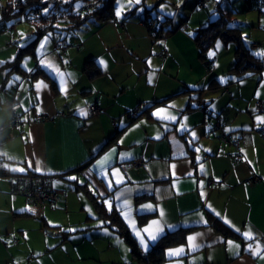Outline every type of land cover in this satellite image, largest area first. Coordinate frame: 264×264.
<instances>
[{"label": "crops", "instance_id": "obj_1", "mask_svg": "<svg viewBox=\"0 0 264 264\" xmlns=\"http://www.w3.org/2000/svg\"><path fill=\"white\" fill-rule=\"evenodd\" d=\"M143 16L125 12L46 33L25 49L18 68L15 58L35 27L29 22L19 29L23 18L0 31V166L6 171L0 174V264H141L122 234L106 223L109 218L100 217L95 200L108 211L116 209L139 243L137 231L163 227L155 241L148 240L147 250L165 233L181 231L184 240L165 247L161 264H264L247 247L264 256V122L258 119L264 110L257 107L264 101V67L240 76L232 74L237 71L232 64L228 74L203 76L198 60L189 62L191 78H181L179 87L171 74L162 81L156 41L163 34L152 35ZM58 38L68 40L65 53L55 46ZM48 62L64 74L66 93ZM176 65L171 62L173 69ZM98 67L91 76L90 69ZM182 92L187 102L172 98ZM15 93L21 122L12 126L5 101ZM92 104L99 113L92 112ZM135 108L141 112L132 117ZM158 109L166 111L157 116ZM40 114L49 119L36 118ZM223 133L233 140L220 138ZM106 156L101 168L98 161ZM113 169L121 176H113ZM27 173L52 175L60 199L40 205L13 193L11 176ZM254 175L262 178L248 183ZM106 200L112 201L111 210ZM218 218L231 232L215 222ZM248 230L254 240L242 236ZM89 233L109 238L93 240L83 250L69 242ZM189 236L196 237L195 247ZM179 248L184 249L179 256L169 255Z\"/></svg>", "mask_w": 264, "mask_h": 264}, {"label": "trees", "instance_id": "obj_2", "mask_svg": "<svg viewBox=\"0 0 264 264\" xmlns=\"http://www.w3.org/2000/svg\"><path fill=\"white\" fill-rule=\"evenodd\" d=\"M0 0V31L4 30L6 26L14 23L15 20L26 19L35 27V33L28 44L22 46L15 58V68H18L19 60L25 53V49L32 46L36 40L49 32L59 31L60 29H73L81 26L91 18L101 20H108L114 18L116 15V0ZM199 5L204 6L205 1L199 0ZM47 9V13H45ZM218 14L204 22L196 29L194 38L196 45L200 49V56L207 57V52L215 46L218 40L225 42H234L236 44V60L233 63V68L239 73L247 72L249 70L260 71L264 67L263 56L257 55L254 52L253 44L245 39L240 22L233 23V15L237 9L225 10L222 3L219 2L216 6ZM136 14V6L126 12L129 17ZM153 17H150L152 16ZM150 17V18H149ZM172 19L168 17L167 20ZM142 21L147 25L152 35L160 37L162 35V26H158L161 19L158 14H154L150 8L147 9L146 14L142 17ZM58 25V27H57ZM66 38H58L55 40ZM209 64H211V61ZM207 61V63H208ZM89 63H93L91 60ZM13 66V67H14ZM41 68L36 70L39 71ZM101 70L98 68H91V76L96 75ZM157 102V101H155ZM150 103L145 110L148 111L155 103ZM192 106L189 104L188 108ZM1 161V158H0ZM6 171L0 166V174H5ZM96 198V197H95ZM95 206L101 216L109 218L108 225H112L117 229L124 239L131 245L133 255L141 264H161L165 258V247L184 240V235H180L181 231H169L162 235L148 250H143L137 237L133 231L128 227L122 215L115 209L108 211L105 205L95 200ZM215 222L226 232H231L230 227L219 218Z\"/></svg>", "mask_w": 264, "mask_h": 264}, {"label": "rangeland", "instance_id": "obj_3", "mask_svg": "<svg viewBox=\"0 0 264 264\" xmlns=\"http://www.w3.org/2000/svg\"><path fill=\"white\" fill-rule=\"evenodd\" d=\"M204 1L205 5L200 6L198 3L199 0H140L139 4H136L135 0H132V3H129V0H116V12L120 10L121 5H123L121 16L136 6V12L140 11L146 14L147 9L150 8V10L153 11L154 14L157 13L159 19H161L158 26H162L163 38L156 41V47L160 48V62L164 63L161 72L162 81H168V74H171L173 78L178 81L179 87L182 84H179L181 78H191L190 76L192 74L187 72L189 62L194 64V62L198 60L203 63V66H201L202 70L199 71L203 76L207 72H209V76H219V74L223 73L228 74L230 66L236 60V44L234 42H225L220 39L216 42L215 46L207 52V57L202 58L200 57V49L196 45L194 38L196 29L204 24L211 14L212 17L218 14L216 6L219 2L222 3L225 10L237 9V12L235 11L233 15V23H241L239 25L241 26L242 33L245 39L249 41L250 45L256 42V47L253 49L256 54L264 52V0ZM150 17H153V15ZM168 17H172V19L167 20ZM25 23L29 22L20 21L17 23V26L21 29ZM63 30L64 29H60L59 32ZM218 43L220 45L219 48H217ZM210 53L215 54L210 56ZM208 60L212 61L210 68H208ZM171 62L177 63L176 69L171 67ZM195 68L197 69V67ZM232 74H239L240 76L247 75L246 72L237 73V71L234 70H232ZM167 75L168 77H166ZM183 96H186V94L182 92L173 95L172 98L181 100ZM188 98L189 96L182 99V101L187 102ZM72 217L75 216L72 215ZM77 224L72 225V228H77V226H79ZM104 236L106 235L104 234L103 237H92V234L89 233L87 237H71L72 241L69 240V242L71 245L77 243L78 246L76 249L83 250L84 248H88L93 240L98 239V242L104 243L109 238Z\"/></svg>", "mask_w": 264, "mask_h": 264}, {"label": "built area", "instance_id": "obj_4", "mask_svg": "<svg viewBox=\"0 0 264 264\" xmlns=\"http://www.w3.org/2000/svg\"><path fill=\"white\" fill-rule=\"evenodd\" d=\"M55 46L60 48L63 53L66 52V42L64 39L57 40L55 42ZM19 94L15 93L11 98L6 99L5 104L10 110V120L9 124L12 126L17 125L21 122V116L17 111V107L19 106ZM257 107L260 110H264V101L258 100ZM91 110L93 113H99L100 107L97 104L91 105ZM140 108H135L129 112L130 116L136 117L140 114ZM40 120L49 119L48 116L45 115H37ZM225 141H232V137L223 133L221 137ZM235 141V140H234ZM237 143V141H235ZM237 156L239 158L242 157V153L238 152ZM262 177L259 175H254L247 179L248 183H253L255 181L260 180ZM54 177L50 174H39V173H27V174H14L11 176V190L15 194L25 195L31 201L37 204L50 203L55 204L61 197L60 190L56 189L54 186Z\"/></svg>", "mask_w": 264, "mask_h": 264}, {"label": "snow or ice", "instance_id": "obj_5", "mask_svg": "<svg viewBox=\"0 0 264 264\" xmlns=\"http://www.w3.org/2000/svg\"><path fill=\"white\" fill-rule=\"evenodd\" d=\"M129 3H132V0H129ZM135 3H136V4H139V3H140V0H135ZM44 11H45V13H47V9H45ZM122 11H123V5H121L120 10H118V11L116 12L117 17L121 16ZM57 27H58V25H57ZM21 35L23 36V34H21ZM50 35H51V34H49V36H50ZM47 40H48V36H46V37L44 38V42H42V43L40 44V49H44V47H45V43L47 42ZM21 46H23V45H21ZM219 47H220V45H219V43H218V44H217V48H219ZM214 54H215V53H210V56H211V55H214ZM257 55L264 56V52L257 53ZM41 63L43 64L44 61H42ZM100 63L103 64L104 61H100ZM45 66L48 67V68H50V69H52V70H53V71H54V72L60 77L61 90H62L63 92L66 93L67 89H66V86H65V83H66V82H65V79H64V74L61 73V72L59 71V69H56V68L51 64V62H48L47 64H45ZM17 79H18V78H17ZM42 84H43V82H38V83L36 84V88H37V89H40L41 86H42ZM165 111H166V110H164V109H158L157 112L155 113V115L159 116L162 112H165ZM80 114H81V115H86V112H84L83 110H81ZM169 118H170V119H173V120L176 119L175 117H169ZM258 119L261 120L262 122H264V117H259ZM180 130H181V131L184 130L183 126L181 127ZM192 136L195 137V133H194V132L192 133ZM157 138H159V137H157ZM196 151L199 152L200 149L197 148ZM197 159L199 160V157H197ZM108 160H109V157L106 156L103 160L98 161V165H99L101 168H103L104 165L108 162ZM29 167H31V162H29ZM171 167L174 169V168H175V165H172ZM200 169H201V171H203V165L200 166ZM18 170L21 171V172H23L25 169L20 168V169H18ZM36 170H37V171H41V169H40L39 167H38ZM105 175H107V173H105ZM112 175H113V176L120 177L121 174H120L119 169H113V170H112ZM68 179H70V180H78V178L75 177V176L68 177ZM80 182L82 183V181H80ZM123 182H124L123 179H117V180H116V183H117V184H119V183H123ZM111 186H112V181L109 180V187L111 188ZM130 190H131V189H129V191H130ZM93 191H94V190H93ZM101 195H103V193H101ZM121 195H123V193H121ZM201 195L203 196V193H201ZM117 199L119 200L120 197L118 196ZM104 203L107 205V207H108L109 210L112 209V206H113V205H112V201H110V200H106V201H104ZM146 207H150V208H151V207H154V206H152V205H148V206H146ZM209 207H210V206H209ZM213 211H214V210H213ZM215 214L218 215V216L220 215L219 213H215ZM161 215H163V212H161ZM226 222H227V221H226ZM152 223L155 224V225H159L160 222H159V221H153ZM205 223H207V221H205ZM133 227H135V226H133ZM163 230H164L163 227H159V226H158L156 232H153L152 229H151L150 227H146V228H144V229L142 230V232H141V231H137L136 234H137V236L140 238V243L144 246L145 250H147V247H148V240L155 241V240L157 239V234L160 233V232H163ZM72 231H75V230L73 229ZM236 231L239 232L240 229H236ZM144 234H147L148 239H145V235H144ZM241 234H242V236L245 238V240H254V239H255V237H254L253 233L251 232V230L244 231V232H242ZM195 240H196V237H195V236H189V237H188L189 244L193 245V247L196 246V245L193 244V242H194ZM227 243L229 244V246H233V242H232V241H228ZM235 247L239 248V245H236ZM247 247H248V250L251 251L254 255H256V256H260L261 258H264V256H262V253H261L260 251H257L256 249H254L253 246H252L251 244H249ZM256 248H260V245L257 244V245H256ZM183 251H184L183 248H179V249H170V250H169V255H170V256H179Z\"/></svg>", "mask_w": 264, "mask_h": 264}, {"label": "water", "instance_id": "obj_6", "mask_svg": "<svg viewBox=\"0 0 264 264\" xmlns=\"http://www.w3.org/2000/svg\"><path fill=\"white\" fill-rule=\"evenodd\" d=\"M220 125V124H219ZM220 127V126H219Z\"/></svg>", "mask_w": 264, "mask_h": 264}]
</instances>
